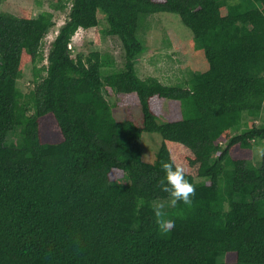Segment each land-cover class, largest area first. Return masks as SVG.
I'll list each match as a JSON object with an SVG mask.
<instances>
[{
	"label": "trees",
	"instance_id": "1",
	"mask_svg": "<svg viewBox=\"0 0 264 264\" xmlns=\"http://www.w3.org/2000/svg\"><path fill=\"white\" fill-rule=\"evenodd\" d=\"M69 4L44 69L53 13L0 12V264H264V155L250 159L264 149V0ZM99 11L104 33L123 45L122 69L109 54L69 48L80 29L98 28ZM161 13L180 17L209 64L185 86L141 79L135 66L146 51L140 19ZM28 64L34 89L25 94ZM165 101L178 102L181 117L160 124ZM120 106H140L143 126L117 122ZM15 132L20 144L8 145ZM144 133L163 139L151 163ZM162 161L184 168L190 206L173 205ZM160 219L174 225L164 231Z\"/></svg>",
	"mask_w": 264,
	"mask_h": 264
},
{
	"label": "rangeland",
	"instance_id": "2",
	"mask_svg": "<svg viewBox=\"0 0 264 264\" xmlns=\"http://www.w3.org/2000/svg\"><path fill=\"white\" fill-rule=\"evenodd\" d=\"M71 0H0V12L10 13L18 17L36 18L42 12H52L56 26L46 35L43 42L44 62L40 68L47 65V56L51 44L55 40L59 29L68 20ZM160 1V0H157ZM238 0H229L234 2ZM66 5L65 9L56 10V7ZM56 6V7H55ZM59 9V8H58ZM99 26L97 29H80L74 36L70 47L72 55H89L93 51L109 54L116 60V69H122L125 64V51L119 38L107 36L108 29L106 16L98 12ZM138 37L146 51L136 59V69L141 79L156 77L167 85H184L195 74H201L209 69L208 61L203 51L195 47L192 32L182 23L176 14L161 13L142 16ZM43 75L46 73L43 71ZM19 89L28 94L34 89V69L32 64L26 66L23 77L18 82ZM110 92V93H109ZM110 104L117 101L110 90L105 91ZM160 124L175 121L181 117V107L178 102L165 101L160 104ZM113 116L117 122H125L132 118L139 127L143 126V111L140 106H120L113 109ZM264 123V110L261 119L256 123ZM162 136L158 133H144L141 142L143 160L151 163L156 160L162 144ZM8 145L18 146L21 142L19 132L11 133ZM262 143L255 147L250 159L253 164L260 161Z\"/></svg>",
	"mask_w": 264,
	"mask_h": 264
},
{
	"label": "clouds",
	"instance_id": "3",
	"mask_svg": "<svg viewBox=\"0 0 264 264\" xmlns=\"http://www.w3.org/2000/svg\"><path fill=\"white\" fill-rule=\"evenodd\" d=\"M71 45V44H70ZM72 50V48L69 46ZM262 155H264V149L259 150ZM161 167L164 170V177L161 180V185L164 190L169 193L173 205L177 201L183 202V204L190 206L192 203V196L194 195L195 188L185 178V170L180 166H173L172 163L162 161ZM162 206H157L155 209V215L157 217H163V213L160 210ZM159 225L162 230L167 231L174 225V221L171 219H160Z\"/></svg>",
	"mask_w": 264,
	"mask_h": 264
}]
</instances>
